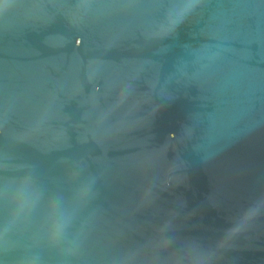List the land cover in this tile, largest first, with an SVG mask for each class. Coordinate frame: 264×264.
Wrapping results in <instances>:
<instances>
[{
	"label": "water",
	"instance_id": "95a60500",
	"mask_svg": "<svg viewBox=\"0 0 264 264\" xmlns=\"http://www.w3.org/2000/svg\"><path fill=\"white\" fill-rule=\"evenodd\" d=\"M0 264H264V0H0Z\"/></svg>",
	"mask_w": 264,
	"mask_h": 264
}]
</instances>
